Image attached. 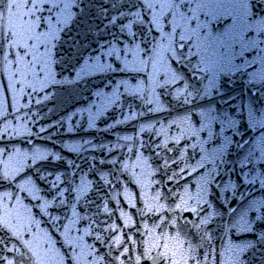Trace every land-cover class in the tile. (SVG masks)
I'll use <instances>...</instances> for the list:
<instances>
[{"label":"snow or ice","instance_id":"1","mask_svg":"<svg viewBox=\"0 0 264 264\" xmlns=\"http://www.w3.org/2000/svg\"><path fill=\"white\" fill-rule=\"evenodd\" d=\"M235 3L236 0H27L23 19L34 22V35L21 36L0 24V81L6 78V86L0 84V96L11 94L9 103L12 110L14 100L18 99L22 107L28 109L33 101L41 104L50 100L47 93L52 92L54 95L53 89L63 87L65 83L79 84L95 74L111 70L123 76L116 86L109 83L114 79L109 76L105 81L107 88L101 86L98 91L89 92V99L95 97V100L87 104L86 108L77 106V111L87 113V130L94 132L99 127L104 131L103 143L91 144L92 150L102 148L109 153L107 160L101 154L100 164L113 167L121 164L127 168L130 161L125 158L126 153L123 151L127 148V152L133 157V168L137 166L135 158L138 153L149 166L159 167L166 159L160 145L163 143L169 153L174 151L168 146L170 140L182 150L192 147L193 152L199 142L200 153L196 155L213 164L196 182V196L192 198L200 204L199 210L196 204L185 206L187 200L182 204L174 198L179 221L167 213L161 216L159 209L155 218L148 221H160L155 228L159 237L155 246L150 247L145 242L146 229L139 236L136 247H130L128 243L120 244V241L114 247L112 240L115 236L104 240L99 232L89 233L87 228L84 230L85 234L94 235L95 239L78 245L74 241L80 229L76 228L71 233L72 239H68L67 225L63 226V231L49 230L48 235L52 237L49 245L45 238L33 235L36 230L31 225L22 231L19 218L21 207L26 206L32 217L36 215L33 209L38 208L43 215L59 221L60 216L46 211L53 206V199L57 195H64L65 199L56 207L67 210L66 194L58 191L60 186L55 181L46 180V175L52 173L33 175L40 161L52 155L55 163L59 160V155L34 147L42 139L33 131L36 122L27 113H21L27 119L24 125H16L15 134H6L3 127H0V169L5 168L3 162H7L8 168V176L0 172V264H45V256L49 258L48 264H80L81 260H84V264H175L172 256L165 251V246L169 240H176L182 234L172 235L177 232L180 221L187 225L188 235L194 237L195 241L184 248L186 264H221L220 250L224 249L226 241L233 242L225 249L228 253L225 257L227 264H248L249 250L254 249L258 242L264 243V48L258 46L261 41L251 33L247 38L242 36L233 15ZM176 6H179L178 12ZM258 8L264 14V4H259ZM161 18L164 32L177 23L184 26L189 42L182 41L179 53L168 57V65L160 66L158 75L162 83H158L153 89V96L145 91L150 69L144 65V61L152 57L153 45L157 39L163 41V33L159 30ZM208 25H211L210 30H206ZM85 27L88 31L85 33L84 44L80 45L78 40H73L79 50L70 66L69 80L66 75L69 67H65L63 63L66 51L64 44L73 33L79 36L80 29ZM89 36L93 39L90 40ZM260 36L264 38V33H260ZM237 39L241 41L238 49ZM49 42L57 61L53 66L56 83L44 88L41 93L28 79L29 65L26 64L22 71L21 64L34 61L36 53H44ZM34 66L37 73L42 75L41 65ZM221 71L229 73L225 81L228 95L233 101L238 99L240 102V128L235 132V138L233 135L224 137L233 145L227 157L219 155L224 147L217 146L219 137L208 132L209 139L201 142L199 133L194 130V126L203 129L206 119L204 113L195 111L202 107L198 103L201 86L207 91L214 85L216 75ZM205 80L208 81L207 84H204ZM218 95L224 96L225 93L222 90ZM245 101L251 103L246 116ZM136 102H139V107ZM125 107L127 112L122 111ZM14 111L20 112V109L16 108ZM174 111L176 115L182 116L186 129H182L181 124L172 118ZM237 111L232 104H228L226 110L217 109L218 113L227 112L232 116H236ZM160 113H167V117L160 120ZM32 115H36L34 109ZM145 116L154 122L145 123ZM20 118L15 117L17 121ZM207 119L215 120L216 117ZM68 120H72L71 112ZM132 121H137L139 126ZM7 123L9 127L12 126V120L9 119ZM219 124L220 132L229 127V122L224 120H220ZM130 126L134 128V134L121 135L118 131L121 127ZM174 129L185 130L187 138L169 136V131ZM68 130L72 131L71 124ZM46 131L47 128L39 126L40 133ZM161 136L165 139L161 140ZM193 136L196 140H192ZM116 139L134 141L137 147L116 143ZM205 143L212 145L211 151L205 148ZM66 147L70 152L78 153L82 150L79 143ZM33 148L32 158L27 160L31 168L20 167L17 156L23 149ZM118 149L121 151H117ZM27 155L25 151V158ZM188 155L195 158L192 154ZM181 158L173 156L165 172L166 186L171 193L176 192L174 185H178L179 180H174L169 173H185L182 178L187 188L188 177L192 176L197 167L205 166L198 161L195 167L187 163L181 167L176 162ZM72 163L71 159L67 161L68 165ZM189 167L192 171H187ZM100 175L106 177L107 173ZM93 178L94 174H90L87 179L91 181ZM60 179L58 172L55 180ZM46 191L49 193L48 198H45ZM201 194H205L204 199H200ZM216 200L222 201L219 207L226 209V212L215 210L218 207ZM20 201L23 202L22 205ZM87 203L85 201V205ZM92 206L95 208L94 202ZM164 207L166 205L161 204V208ZM75 208L81 210L82 206L77 204ZM103 211H111L107 201L104 202ZM102 212L97 213L101 215L98 226H102L107 232L110 225L103 218ZM224 215L228 216L227 221L223 219ZM89 217L90 213L83 210V218ZM63 218L68 219L67 216ZM234 218L235 222L232 223ZM217 220L220 221L219 225ZM91 222L95 223L94 220ZM137 223L143 224L144 221ZM80 239L83 240V237ZM124 239H133L132 234L129 233Z\"/></svg>","mask_w":264,"mask_h":264},{"label":"water","instance_id":"2","mask_svg":"<svg viewBox=\"0 0 264 264\" xmlns=\"http://www.w3.org/2000/svg\"><path fill=\"white\" fill-rule=\"evenodd\" d=\"M26 3L27 0H0V16H2L0 24H2L5 29H12L21 36L31 37L35 34V29L33 27L34 22L23 19L26 15L24 9ZM259 4H264V0H236L233 15L235 16L236 25L242 32V36L247 38L249 33H251L258 41H261L258 46L264 48V38L260 36V33H264V14H262L261 10L258 8ZM176 11H179V6H176ZM169 23H171V21ZM210 29L211 25H208L206 30ZM159 30L163 33V41L159 38L157 39L156 43L153 45L152 57L144 61V65L150 69L145 91L153 96L155 95L153 89L158 83H162L158 75L160 66L168 65V57L179 53L182 41L184 43L189 42L185 27L179 23L175 24L169 31L164 32L163 19L161 18ZM87 31L88 29L86 27L80 29L79 36L73 33L64 44L66 51L63 56V63L65 67H69V72L66 73L69 80H71L70 66L74 63V57L79 50L73 44V40H78L80 45H83L85 33H87ZM89 39L91 40L93 38L89 36ZM24 42L26 43V40ZM240 42V39H237V49L239 48ZM249 47H251V45ZM140 51H143V49H140ZM36 57L37 58L32 62H22L21 69L23 71L25 65H29L27 67L29 73L28 79L37 90L43 93L44 88H48L50 85L56 83V72L53 66L57 61L54 59L51 51V42H49L46 51L44 53H36ZM35 64L41 65L40 72L43 73L42 75L37 73L34 66ZM109 76L114 77L112 81H109L114 87L118 81L123 78L120 73H113L109 70L104 74H95L90 78H86L79 84L65 83L63 87L53 89L54 95L52 92L47 93V95L51 97L50 100H46L41 104H37L33 101L31 107L28 109L23 108L18 99L14 100V110L19 108L20 112H15L10 108V93L7 94V96H0V113H2V115H0V127H3L4 133L15 134L17 131L16 125H24L27 116H31L32 121L36 122V127L33 128V131L42 138L34 147H40L53 155H59V160L55 163L53 162L52 155H49L46 160L40 161L33 175L37 173H52L51 175H46V180L55 181L56 184L60 186L58 191L66 194L67 210L63 207H56L61 200L65 199L64 195H57L53 199V206L46 209V211L53 215L60 216L61 219L59 221L43 215L39 212L38 208L33 209L36 215L32 217L26 206L21 207L19 218L22 231L27 230L28 226L31 225V227L36 230L33 235L45 238L49 245H51L52 240V237L48 235L49 230L60 229L63 231V226L67 225L69 230L68 239H72L71 233H74L76 228L80 229L79 233H76L74 241L78 245L83 244L89 239H95L94 235L89 236L85 234L84 230L87 228L89 233L99 232L104 240H109L110 237L115 236V239L112 240L114 247L118 246L116 243L117 241H120V244L128 243L130 247H136L139 244V236L142 234V231L146 229L147 235L145 236V242L148 246L152 247L159 242V237L155 233V228L160 221H157V223H148V221L155 218V213L158 209L161 216L167 213L170 216L176 217L179 221L176 206L173 203L174 198L177 202L182 204L184 200H187V205L185 206L196 204L197 209L199 210L200 208V204L197 203L196 199L192 198L196 196V182L199 181L203 174L213 167V164L206 159L201 160V157L196 155L200 153L199 142L197 143L195 152H193L192 147L189 146L186 150H182L179 145L170 140L168 141V146L174 149L171 153L168 152L167 147L162 143L160 145V150L166 159L165 163L159 167L149 166L144 160V157L138 153L135 158L137 166L133 168V164L131 163L133 157L131 153L127 152V148L123 149L126 153L125 158L130 161L127 168H124L121 164H116L114 167L107 164H100L99 160L101 154H103L104 158L107 160L109 153L102 148L92 150L91 144H102L104 140V131L99 127H96L94 132L92 130H87V113L77 111V106L83 109L86 108L87 104H90L92 100H95V97L89 99V92L98 91L101 86L107 88L105 81ZM228 77V72L221 71L216 75L214 85L207 91L204 90L202 85L201 95L198 97V103H200L202 107L195 110L204 113L206 117L203 122V129L194 126V130L197 131L201 137V142L208 140L209 137L207 133L212 132L213 136L219 137L217 146H224L223 151L219 153V155L223 157H227L228 152L233 147L224 137L233 135V138H235V132L239 130L241 123L239 116L240 102L238 99L233 101L228 95V89L225 84ZM61 80H63V76H61ZM207 83L208 81L205 80L204 84ZM0 84L6 86V78L0 81ZM222 90L225 95H218ZM210 100L212 102H209ZM225 101H227V103H225ZM136 103L139 107V102ZM228 104H232L237 108L238 111L236 116H232L227 112H217L218 108H224L226 110ZM244 104L246 116L247 109L251 107V103L250 101H245ZM33 109L36 111V115H32ZM122 111L127 112L128 109L125 107ZM69 112L72 113L71 121L68 120ZM21 113H27V116H23ZM16 116H20V120L17 121L15 119ZM39 117H43V119H38ZM166 117L167 113L159 114L160 120H164ZM207 117H216V119L208 120ZM172 118L181 124L182 129H186L187 126L184 124L182 116L176 115L174 111ZM9 119L12 120L11 127H9L7 123ZM220 120L229 122V127L224 132L219 131ZM77 121H79V123H77ZM144 122L152 123L154 121L145 116ZM132 123L137 125V127L139 126L137 121H132ZM69 124H71V132L68 130ZM253 124H255V121H253ZM39 126H44L47 128V131L40 133ZM156 126L153 128V132ZM118 131L121 132V135L134 134V128L131 126L126 128L121 127ZM168 135L176 136L178 139L187 138V132L181 129L170 130ZM145 139H147L146 134ZM163 139L165 138L161 136V140ZM192 140H196V137L193 136ZM115 142L123 145L132 144L133 147H137L134 141L116 139ZM145 142L148 143L147 140ZM77 143L82 146V150L78 153L70 152L66 147V145L72 146ZM204 146L211 151L212 145L205 143ZM33 150L34 148L23 149L17 156L20 167L31 168V164L27 163V160L32 158ZM25 151L28 153L27 158L24 156ZM117 151L121 150L118 149ZM188 154L194 155L195 158H192V156ZM173 156L182 157L176 161L181 167L186 163L195 167L198 161L205 165L204 167H197L192 176L188 177L189 187L187 188L182 178L185 173H169V175L173 176L174 180H179V184L174 185L176 189L175 193L169 191L166 186L167 181L165 180V172L171 164V158ZM89 157H94V159H90ZM69 159L73 161L72 165L67 164ZM3 163L5 164V168L0 169V172L8 176L7 162ZM153 163L156 162L153 161ZM77 165H79V168H77ZM187 171H192V168L189 167ZM58 172L61 175V179L55 180L56 173ZM81 173H83V175H81ZM102 173H107V176H101L100 174ZM90 174H94V178L91 181L87 179ZM156 181H160V183ZM33 183H37V181H33ZM48 194L49 193L46 191L45 198H48ZM157 197H159V199H157ZM204 198L205 194H201L200 199ZM85 201L88 202L86 205ZM105 201H107V206L111 211L102 212ZM93 202L95 203V208L92 206ZM33 203L35 202L33 201ZM215 203L218 205L215 209L216 211L222 213L226 212V209L219 207V205L222 204L221 200H216ZM20 204L22 205L23 202L20 201ZM77 204L82 206L81 210L75 208ZM161 204H165L166 207L161 208ZM85 209L90 213L89 219L83 218V210ZM101 212L103 218L110 225L107 232L104 231L102 226H98L100 225L101 215H97V213ZM64 216H67L68 219L65 220L63 218ZM223 219L227 221L228 216L224 215ZM235 219L236 218L233 219L232 223L235 222ZM93 220L95 223L91 222ZM141 220L144 221L143 224L137 223ZM37 221H39V223H37ZM216 223L219 225L220 221L217 220ZM134 224L136 225L135 228ZM121 225H126V227H122ZM164 230L167 232V228ZM129 233L132 234L133 239L125 240L124 237ZM177 233L182 234L176 240H169L165 246V251L172 256L175 264H186L184 248L188 243L195 242L194 237L188 235V227L183 221L177 224V232L172 233V235L175 236ZM52 234L55 235V232ZM80 237H83V240H81ZM231 243L233 242L226 241L224 249L220 250L221 264H227L225 257L228 253L225 252V249ZM249 252L248 264H264V243L258 242L254 249H250ZM44 259L45 264H48L49 258L45 256ZM80 264H84V260H81Z\"/></svg>","mask_w":264,"mask_h":264}]
</instances>
